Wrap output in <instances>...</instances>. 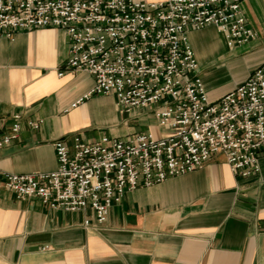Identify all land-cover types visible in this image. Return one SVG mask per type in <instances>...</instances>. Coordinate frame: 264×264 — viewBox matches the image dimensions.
Wrapping results in <instances>:
<instances>
[{
  "label": "crops",
  "instance_id": "crops-1",
  "mask_svg": "<svg viewBox=\"0 0 264 264\" xmlns=\"http://www.w3.org/2000/svg\"><path fill=\"white\" fill-rule=\"evenodd\" d=\"M240 8L255 34L247 43L229 49L213 26L187 32L210 102L264 63V0ZM68 50L60 29L0 35V136L20 116L17 139L0 148V173L52 171L54 143L71 149L75 136L162 134L153 107L122 111L113 95L87 96L88 73L59 76ZM258 165V174L241 177L214 155L194 171L125 192L99 225L88 211L54 210L0 189V264H264V156Z\"/></svg>",
  "mask_w": 264,
  "mask_h": 264
},
{
  "label": "built area",
  "instance_id": "built-area-1",
  "mask_svg": "<svg viewBox=\"0 0 264 264\" xmlns=\"http://www.w3.org/2000/svg\"><path fill=\"white\" fill-rule=\"evenodd\" d=\"M242 1L0 0V35L64 31L69 50L58 75L88 73L93 86L87 96L113 95L122 111L153 107L162 129L159 137L142 132L83 142L75 136L71 149L56 141L54 170L1 172L0 189L20 200L36 197L50 209L88 211L99 225L125 192L194 171L214 155L236 175L258 174L264 156V63L210 102L187 39L189 30L213 26L227 48L247 43L255 34L241 13ZM13 119L0 148L18 137L20 116ZM28 125L36 130L39 123ZM83 227H90L88 219Z\"/></svg>",
  "mask_w": 264,
  "mask_h": 264
}]
</instances>
